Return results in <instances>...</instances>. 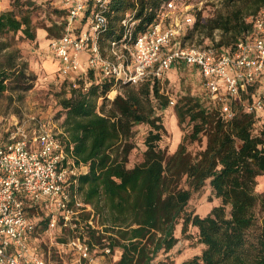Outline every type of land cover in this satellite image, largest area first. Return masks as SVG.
Returning <instances> with one entry per match:
<instances>
[{
	"label": "trees",
	"instance_id": "16d2710c",
	"mask_svg": "<svg viewBox=\"0 0 264 264\" xmlns=\"http://www.w3.org/2000/svg\"><path fill=\"white\" fill-rule=\"evenodd\" d=\"M13 1L28 8L35 4L34 0ZM43 1L54 5L58 16L45 28L50 42L64 30L67 13L51 0ZM165 1L109 0L105 36H120L125 29L124 17L135 20L133 35L141 33L158 20ZM262 6L264 0H222L221 8L211 16L201 17L196 12L184 37L197 31L211 39L206 45L227 49L251 28ZM20 29L28 38L35 37L29 13L0 12V34ZM215 31L219 33L217 40ZM4 71L0 69V94L7 86ZM73 81L79 83L78 88L70 86ZM57 82L63 89L58 94L57 114L66 132V148L72 143L76 162L87 166L69 189L77 192L84 208L89 206L90 210L80 211L79 219L70 226L63 224L60 213L44 210L27 199L34 233L38 223L46 227L54 220V226L71 234L73 241L87 244L89 250L100 247L112 264H152L160 251L173 248L179 234L190 237L189 227H193L203 247L181 264H264V191L255 189L256 176L264 174V121L259 115L239 107L226 120L212 100L204 104L196 96H183L174 109L179 124L187 121L190 129L176 149L167 153L160 145L164 126L156 109L166 108L169 99L159 92L157 78L126 85L124 92L112 99H107L112 81L95 69ZM105 100L109 101L107 108ZM141 124L148 128L141 160L128 166L134 127ZM201 135L205 145L192 154L183 141L195 142ZM206 182L220 203L201 216L188 211L187 205ZM38 207L44 210V217L35 221L31 214ZM257 222L258 230L252 233ZM61 241L66 242L67 237ZM115 248L120 253L112 258Z\"/></svg>",
	"mask_w": 264,
	"mask_h": 264
},
{
	"label": "built area",
	"instance_id": "2783aa9c",
	"mask_svg": "<svg viewBox=\"0 0 264 264\" xmlns=\"http://www.w3.org/2000/svg\"><path fill=\"white\" fill-rule=\"evenodd\" d=\"M51 1L67 13L61 35L48 43L58 61L59 77L95 69L112 81L111 90L121 94L120 88L126 85L149 77L162 79L174 64L191 65L199 70L208 97L219 105L226 120L240 107L264 121V6L235 45L217 50L205 43L178 41L182 26L194 22L191 6L184 0L165 1L158 20L137 35L132 34L135 20L124 17L121 35L108 37L105 10L109 0ZM70 86L78 88L79 83L73 81ZM8 139L0 143V264H64L50 263L34 252L35 224L26 202L31 199L52 209L62 215L63 224L74 225L80 211L90 207L84 208L81 196L69 188L87 166L76 162L72 143L66 148L59 117L31 116L16 125ZM73 242L80 258L91 260L87 244Z\"/></svg>",
	"mask_w": 264,
	"mask_h": 264
},
{
	"label": "rangeland",
	"instance_id": "374dc122",
	"mask_svg": "<svg viewBox=\"0 0 264 264\" xmlns=\"http://www.w3.org/2000/svg\"><path fill=\"white\" fill-rule=\"evenodd\" d=\"M191 6V14L196 19L195 13L201 17H208L221 8L222 0H184ZM32 7L25 4H16L13 0H0V12L12 11L17 16L24 12L29 13L31 19V29L35 33L33 39L28 38L20 29L17 31H6L0 34V69H4L7 75L6 89L0 94V143H6L10 132L15 126L21 124L31 116L45 119L51 117L58 118L59 93L63 90L58 84L62 77L58 76V61L54 60L49 47V37L46 27L55 19H58L54 12V5L43 0H34ZM89 18L83 24V30L88 27ZM189 25H183L177 37L182 44L210 43L207 38L199 32L186 35ZM182 33V34H181ZM219 33L214 32V39L217 40ZM47 79H44V77ZM159 80V92L169 99V104L164 109H156V114L161 117L164 132L160 141L161 147L167 153H172L178 144L189 132V124L185 121L179 124L175 105L181 97L186 95L196 96L204 104L210 103V98L202 84L201 77L197 71L188 67L173 66ZM125 86L120 88L123 93ZM116 95L114 90H110L107 99H112ZM100 100V99H99ZM101 102V101H100ZM106 108L109 101L105 100ZM145 124L134 127V134L131 141L134 143L133 149L128 155V166H132L141 160L144 149V136L147 132ZM187 150L192 154L199 152L205 145V136L191 142L183 141ZM256 191H264V174L256 176ZM220 203V199L212 192L208 182L198 191L192 194L188 202V211L206 215L212 206ZM45 210V209H44ZM44 210L41 207L35 209L31 216L35 221L44 217ZM260 215L258 211V216ZM92 221V220H91ZM259 222L256 223L252 233L258 230ZM190 237L186 238L179 234L177 243L168 252L160 251L154 258L152 264H181V262L194 254L201 252L203 245L197 242L196 230L189 227ZM67 237L66 242L62 238ZM32 245L35 251L47 259L50 263L64 264H112V259L108 255H103L102 249L93 247L89 251L91 260L84 261L80 258L77 248L72 240L71 234H65L64 229L58 226H46L38 223L37 231L33 234ZM120 250L115 248L112 258L119 256Z\"/></svg>",
	"mask_w": 264,
	"mask_h": 264
},
{
	"label": "crops",
	"instance_id": "0c3cea01",
	"mask_svg": "<svg viewBox=\"0 0 264 264\" xmlns=\"http://www.w3.org/2000/svg\"><path fill=\"white\" fill-rule=\"evenodd\" d=\"M82 60H85V55H83L82 57ZM55 60V59H54ZM173 66H175V67H179L180 66V64H174ZM173 66H171V68L173 67ZM188 67V68H190V69H194L195 71H197L198 73H199V70L195 67V66H191V65H183V67ZM199 75H200V73H199ZM200 77H201V75H200ZM201 80H202V78H201ZM202 84H203V82H202Z\"/></svg>",
	"mask_w": 264,
	"mask_h": 264
}]
</instances>
